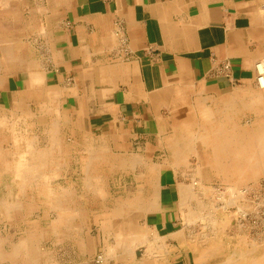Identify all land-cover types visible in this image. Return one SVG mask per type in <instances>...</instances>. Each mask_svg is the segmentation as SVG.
I'll use <instances>...</instances> for the list:
<instances>
[{
    "label": "crops",
    "instance_id": "1",
    "mask_svg": "<svg viewBox=\"0 0 264 264\" xmlns=\"http://www.w3.org/2000/svg\"><path fill=\"white\" fill-rule=\"evenodd\" d=\"M0 44V66H12L0 74L1 92L29 90L35 95L46 90L48 100L70 117L74 128L108 149L88 154L86 179H99L93 173L98 164L134 173L135 180L128 184H122L119 176L120 185L128 187L125 198L109 191L90 210L87 198L80 205L74 217L99 220L95 236L87 222L54 232L63 251L59 264H95L91 259L96 252L104 255L109 250L107 264H145L139 257L150 251L153 255L147 253L146 264H264L262 239L250 232L244 253L226 246L217 257H201L199 250L206 246L186 241L199 232L185 224L181 191L198 184L185 179L187 164L173 166L168 149L170 139L185 134L184 126H203L206 107L213 114L214 109L228 106L224 119L228 126L234 123L231 134L242 133L245 125L255 122L259 137L264 91L256 65L264 58V0H0ZM248 127L246 132L255 129ZM50 138L45 148L61 146L52 134ZM108 153L118 155L119 166L109 164ZM47 169L48 177L57 173ZM260 172L255 188L264 176V169ZM96 186L95 191L103 193ZM123 202L133 204L129 215L122 217L129 224L123 233L128 239L144 233L146 241L132 238L127 258L118 259L114 224L120 221L117 209ZM60 203L53 206L59 225L65 223ZM137 229L143 232L138 234ZM22 243L19 252L26 249V257L32 250L36 258L35 249ZM2 252L0 247V258L5 256Z\"/></svg>",
    "mask_w": 264,
    "mask_h": 264
},
{
    "label": "rangeland",
    "instance_id": "2",
    "mask_svg": "<svg viewBox=\"0 0 264 264\" xmlns=\"http://www.w3.org/2000/svg\"><path fill=\"white\" fill-rule=\"evenodd\" d=\"M1 55L0 51V63L3 62ZM19 56L21 57L22 53H19ZM11 67L0 66V74L6 70H11ZM19 70H22V68L19 67ZM48 99L46 90L38 91L35 95L33 93L31 94L29 90L19 91V93L14 95H6L0 91V116L3 118V121H0V247L3 251L2 253L5 255L4 258H0V264H59V262L63 260V251H59L60 249L58 250V242L55 240L56 234L54 232H63L65 226H67V228H70V226H80L81 224L84 226V223L87 222V228L90 235L92 234L95 236L98 232L99 220L91 218L81 220L78 217H74L78 214L80 205H84L85 198H87L88 209L90 210L94 208L96 206V202L107 195L109 191L115 197L122 195L125 198L129 194L128 187H124L122 184L132 183L135 180V177L132 175L134 174L133 172L122 171L121 169L118 171H110L106 168L107 164H98L94 167L93 173L99 177L97 181L94 180V182H92V180L86 179L87 176L84 171V163L87 160L89 152L95 151L96 149L101 150V148H105L106 151L108 149L102 142H99L94 137L89 136L86 132H82L74 128L70 117L62 113L59 108L55 106L54 102ZM17 102L19 106H14ZM200 126H202V124H200ZM190 128L194 127L189 126V129ZM51 134L61 144L59 147L58 145L53 147V152L56 157L53 161L54 164L51 163L49 166L50 171L53 169L56 170L57 173L55 175L52 174L53 176L51 175L45 179L29 180L21 188L19 180L15 178V165L19 159V154L26 151V146H24L25 139H32L34 144H37L38 142L37 146L39 148H45L47 145L49 146V143L51 142ZM192 155L194 154H189L187 158L188 171L185 175V179H189V181L192 179V183L194 182L198 184V186L195 187L196 190H194V193L199 195V202H202L203 204L205 203L206 207L203 211L208 210L207 206L210 208L214 206L215 208L211 209L214 210L211 213V216L214 215L217 218L219 217V214L220 217H224L225 212V217H228L230 222H234L231 223L230 226L233 227L232 232L235 234H232L231 238L229 237L230 240H228L225 236L226 240L230 243L228 244V249L238 252L241 250L239 246L246 248V244H248L246 243V239L248 238L247 236H250L248 235V232H250L254 238H260L262 239L261 241H264V224H262L264 223V176L256 184L257 187L255 190L251 191L249 188L251 185H245L244 190L246 189L247 193H243L244 198L238 200L240 203L236 202L235 205H239L243 208L246 201L248 206L244 207L245 210L242 209L244 215H242L241 211L237 214V207L233 204L227 207H221L223 203L221 197H224V193H226L224 192L226 189L225 182L217 177H210L203 182V180L200 181L198 177L195 178L189 175L191 171L194 172L193 167L199 163L198 158H196L195 155ZM108 156L110 159L109 164L116 166L117 163H115V159L118 155L108 153ZM120 156L130 158L131 155ZM61 157L62 159L58 160V158ZM129 163L127 162L126 165L133 164L131 162ZM136 163L137 164L135 165H140L139 162ZM120 175H122L121 185L119 179ZM154 177L155 172L152 171L151 179L154 180ZM193 178L196 180L193 181ZM97 184L103 189V193L95 191ZM109 185L111 186L109 187ZM120 186L122 188H120ZM209 187L216 189V192L211 190H206V192L205 189ZM130 188L132 191L135 190V187ZM48 191L52 192V196L48 195ZM54 196L57 198L56 201ZM244 199L246 200L244 201ZM57 201H61L62 203H60V205L65 208L62 212H64L65 218L63 219L66 224H63L62 221L59 225L58 218H54L55 208L53 206L57 203ZM198 201L196 198H191V201L188 203L191 207H195L198 206V204H201ZM15 202L16 204L24 205V208L19 210V205H16ZM185 206L186 210H188V204H185ZM216 207H219V209H216ZM250 211L255 212L251 213ZM202 214L205 215H201V220L198 219V217L195 219L196 222L193 221L185 223L190 227L192 226L196 233L200 232L201 229V232L195 235L196 237L204 238L206 233L208 237H210L213 235L211 234V231H214V229L210 230L213 228V226L210 225L214 224L208 223L209 221L206 219L209 216V213L207 214V212H205ZM249 214L251 217H249ZM234 216L236 217L234 218ZM257 217L258 219H256ZM237 218H239V220ZM247 219L248 221H246ZM255 222L258 225L255 224ZM196 223L200 226L196 225ZM235 223H243L241 232H234L235 227L233 224L236 225ZM218 233L219 232L217 231V234ZM236 234L237 236L242 235L243 237H238V239L236 238ZM243 234L247 235L244 236ZM32 239L33 241H31ZM237 239L240 241V244ZM20 242H23L22 244H27L30 249L33 247L36 251L37 257L35 259L33 258L32 254L34 252L32 250L27 251L26 253L28 255L24 257L26 249L20 250L19 252ZM234 243L237 245L235 244V246H233ZM142 252L143 250L141 253ZM96 253L99 254L100 252L97 251ZM30 257H32V259ZM94 258L92 257L91 259L92 263H95Z\"/></svg>",
    "mask_w": 264,
    "mask_h": 264
},
{
    "label": "bare ground",
    "instance_id": "3",
    "mask_svg": "<svg viewBox=\"0 0 264 264\" xmlns=\"http://www.w3.org/2000/svg\"><path fill=\"white\" fill-rule=\"evenodd\" d=\"M3 74V73H2ZM257 82V81H256ZM256 84V83H255ZM259 84V83H258ZM261 91H264V88H261ZM230 99V98H229ZM224 104H226L224 102ZM230 105V103H227ZM222 105V104H221ZM227 106V105H226ZM247 106V105H246ZM225 107V106H224ZM227 110H229L228 106L227 108H225ZM224 108H216L214 109V112L212 114V110H208L207 107L205 108L204 113V124L203 126H194L192 124H189L190 127H194V128H190L189 126H184V131L185 134H182V136L180 138L177 139H170L169 143H168V149L170 150V159L172 161L173 166H181L184 163L188 164L187 162V158L189 156V154H194L196 156V158H198V165H196L195 167H193V171H191V173L189 174L191 177H198V179H200V181L203 180V182L210 178V177H217L220 180H222L223 182H225L226 184V189L224 190V197H221L222 199V205L221 207H227L229 205H235V203H240L238 202V200H240L241 198L243 199V193H247V190L245 188L247 185V183L252 182L251 187H249L252 190H255L256 188L253 185V182H256L257 178H260L261 169H264V167H261V164H264V123L259 125L262 129L261 133L259 134V137L256 138L255 134L257 129L255 127V122L250 124L251 126L255 127V129L253 128L252 131L246 132V127L250 126V125H245L243 127V132L239 133V134H231L230 130H233L234 127V123L230 124V126H228V122L225 121L224 119V114L228 115L229 112H227V110H225ZM241 109V108H240ZM1 111V110H0ZM17 111V110H16ZM226 111V112H225ZM5 113V112H4ZM28 113V112H27ZM238 113V112H236ZM32 115V114H31ZM4 116V115H3ZM11 116V115H10ZM9 116V118H10ZM6 118V117H5ZM22 118V117H21ZM8 119V118H7ZM18 119V118H17ZM228 119V118H227ZM19 120V119H18ZM0 121H3V118L0 116ZM252 121V120H251ZM17 123V122H16ZM198 124V123H197ZM201 124V123H200ZM11 125V124H10ZM206 125V126H205ZM39 126V125H38ZM229 129H227L228 127ZM232 127V128H231ZM35 128V127H34ZM40 128V127H39ZM245 128V129H244ZM249 128V127H248ZM11 130V129H10ZM194 130V131H193ZM13 132V131H12ZM19 132V131H18ZM181 132V131H179ZM180 134V135H181ZM235 135V136H233ZM18 136V135H17ZM24 137V136H23ZM15 138V137H14ZM24 139V138H23ZM24 141V140H22ZM35 141V140H34ZM15 142V141H14ZM55 142L59 141L55 140ZM26 146V151L22 152L19 154V159L16 162L15 165V178L17 180H19L20 182V187L22 188L29 180H33L36 178H41V179H45L48 177V175L45 173V170H47V167H49V165H51L50 163L53 161V157L55 155H53V150L51 147L47 148H38L36 144H34L33 140L26 138L24 141ZM46 143V142H45ZM23 144V143H22ZM21 144V145H22ZM23 146V145H22ZM52 146V145H51ZM47 147V146H46ZM53 147V146H52ZM59 147V146H58ZM23 150V148H22ZM88 153V152H87ZM91 153V152H89ZM6 154V153H5ZM100 155V154H99ZM192 155V156H194ZM5 156V155H4ZM77 156V155H76ZM56 157V156H55ZM91 157V155L89 156ZM96 159V158H95ZM168 159V158H167ZM138 160V158H137ZM137 160H133V162L135 163ZM169 161V159H168ZM169 163V162H168ZM86 165V163H84ZM119 166V164H117ZM125 165V164H124ZM78 166V165H77ZM184 166V165H183ZM85 167V166H84ZM188 167V166H187ZM172 168V167H171ZM175 168V167H174ZM173 168V169H174ZM192 168V167H191ZM181 171V170H180ZM140 172V171H139ZM55 173V172H54ZM14 174V172H13ZM213 175V176H212ZM96 176V175H95ZM180 176V175H179ZM50 177V176H49ZM62 177V176H61ZM94 177V176H93ZM147 178V177H146ZM195 178H193V180H196ZM91 179V178H90ZM92 180V179H91ZM192 180V179H191ZM64 183V182H63ZM153 183V182H152ZM30 184V183H29ZM221 184V183H220ZM257 184V183H256ZM188 185V184H187ZM203 185V184H201ZM223 185V184H222ZM198 186V185H197ZM219 186V185H218ZM221 187V186H220ZM222 188V187H221ZM52 189V188H51ZM178 189V187H177ZM203 189V188H202ZM223 189V188H222ZM54 190V189H53ZM59 190V189H58ZM103 190V189H102ZM179 190V189H178ZM193 190L196 189H192V185H188V187H185L183 189L184 193H181V195L183 196V198L181 199L182 203L188 204V210L184 211L185 212V217L186 223L189 222H193L195 221V219H200L201 215H205L202 213L207 212L206 215L208 216L206 219L209 221L208 223H212L214 225H210L213 226V228H211L210 230L213 235H209L210 237H208L207 233L205 234L204 238H199L196 236H191L188 239H186V241L189 244H200L205 245L206 247L203 249H200V256L201 257H205L208 258L209 255L212 254V256H219L221 254V252L224 250V247L227 248L226 246H228L229 241L226 240L225 236L227 237L228 240H230L232 234H235L232 232V226H230L231 223L234 222H230L228 217H225L226 214L224 212V217H220V215L218 214L219 217H215L214 215L211 216L212 212L214 210L215 207L212 206L211 208L207 206L208 210L203 211V209H205L206 205L205 203L203 204L202 202H199V195H196V193L193 192ZM215 191L216 189H212V187L206 188L205 191ZM98 191V190H97ZM206 191V192H207ZM99 193H101V191H98ZM196 192V191H195ZM205 192V193H206ZM179 193V192H177ZM199 193V191H198ZM202 193V192H201ZM200 193V194H201ZM220 194V193H219ZM264 194V193H263ZM150 195V193H149ZM222 195V193H221ZM148 196V195H147ZM153 196V195H152ZM178 196H180V194H178ZM195 196V197H194ZM151 197V196H149ZM181 197V196H180ZM179 197V198H180ZM258 197V195H257ZM264 197V196H263ZM191 198H196L197 201L201 204H198V206L195 207H191L189 205V201H191ZM249 198V197H248ZM220 199V200H221ZM247 199V198H246ZM244 199V201L246 200ZM250 199V198H249ZM179 200V199H178ZM193 200V199H192ZM254 200V199H253ZM256 200V199H255ZM10 201V200H9ZM249 201V200H248ZM257 201V200H256ZM12 202V201H10ZM195 203V202H194ZM212 203V202H211ZM217 203V202H216ZM242 203V202H241ZM16 204V202H15ZM14 204V205H15ZM179 204V203H178ZM191 204V203H190ZM221 204V203H220ZM218 204V205H220ZM264 204V203H263ZM19 205V204H16ZM180 205V204H179ZM193 205V202H192ZM197 205V204H196ZM203 205V206H202ZM212 205V204H211ZM214 205V204H213ZM23 206V205H21ZM111 206V205H110ZM133 206V204L128 203L125 204L123 202V204L119 205L118 209H117V214L120 218V221L114 224L115 228L118 230V240L116 243V247L118 248V252L115 253L114 255H116L115 257L118 259H123V258H127L128 256V251L131 250V248H129V240H131L132 238L135 240V238L137 239V241L143 243L144 241H146V236L143 234H139L143 231H140V229L137 233L139 234V239L138 236L137 237H131L128 239V235L125 236V234L123 233L125 230V225L128 224L127 220H123L122 217L123 215H129L128 214V209H130ZM187 206V205H186ZM184 206V207H186ZM236 206V205H235ZM248 206V204H244V207ZM255 206V205H254ZM253 206V207H254ZM259 206V205H258ZM2 207V205H1ZM15 207V206H14ZM63 207V206H62ZM233 207V206H232ZM237 214L238 212H242V215H244L243 208H241V206L237 205ZM235 207V208H236ZM182 208V207H181ZM230 208V207H229ZM256 208V207H254ZM216 209H219V207ZM250 209V208H249ZM63 210V209H62ZM225 210V209H224ZM248 210V209H247ZM260 210V208H259ZM4 211V210H3ZM49 211V210H48ZM135 212H138V208H136V210H134ZM216 211V210H215ZM257 211V210H256ZM40 212V211H39ZM223 212V211H221ZM219 212V213H221ZM251 212V211H250ZM255 212V211H254ZM253 211L251 213H254ZM50 213V212H49ZM182 213V212H181ZM217 213V212H215ZM231 213V212H230ZM234 213V212H233ZM259 213V212H258ZM229 214V213H228ZM236 214V213H235ZM241 214V213H240ZM239 214V215H240ZM246 214V213H245ZM45 215V214H44ZM223 216V214H222ZM238 216V215H237ZM236 216H234L235 218ZM249 217H251V215L249 214ZM253 217V216H252ZM256 217V216H255ZM216 218V220H215ZM240 218V217H239ZM239 218H237L239 220ZM244 218V217H243ZM119 219V218H118ZM258 219V217L256 218ZM261 219V218H260ZM264 219V218H263ZM201 220V219H200ZM231 220V219H230ZM250 220V219H249ZM118 221V220H117ZM213 221V222H212ZM232 221V220H231ZM248 221V219L246 220ZM257 221V220H256ZM196 222V221H195ZM194 222V224H195ZM200 222V221H198ZM236 222V221H235ZM245 222V221H244ZM252 222V221H251ZM185 223V224H186ZM246 223V222H245ZM260 223V222H259ZM102 224V223H101ZM105 224V223H104ZM131 224V223H130ZM184 224V225H185ZM236 224V223H235ZM243 224V223H242ZM241 223L240 224H236L233 226L235 227L234 232H241V229L243 227ZM255 224H257L255 222ZM264 224V223H262ZM129 225V224H128ZM128 225L126 227H128ZM196 225H198L196 223ZM205 225V224H204ZM203 225V226H204ZM247 225V224H246ZM245 225V226H246ZM258 225V224H257ZM200 226V225H198ZM209 226V227H210ZM132 227V224L131 226ZM187 227V226H186ZM190 227V226H189ZM192 227V226H191ZM194 227V226H193ZM202 227V226H201ZM248 227V226H247ZM253 227V226H252ZM257 227V226H256ZM140 228V227H139ZM142 228V227H141ZM258 228V227H257ZM263 228V227H262ZM97 229V228H96ZM130 229V228H129ZM186 229V228H185ZM209 229V228H208ZM218 229V230H217ZM251 229V228H250ZM188 230V229H187ZM192 230V229H190ZM203 230V229H202ZM219 232L217 234V231ZM261 230V229H259ZM255 231V230H254ZM262 231V230H261ZM201 232V229H200ZM199 232V233H200ZM207 232V231H206ZM157 233V232H156ZM204 233V232H203ZM243 233V231H242ZM249 233V232H248ZM247 233V234H248ZM260 233V232H259ZM262 233V232H261ZM187 234V233H185ZM196 234V233H195ZM194 234V235H195ZM202 234V233H201ZM241 234V233H240ZM238 234V235H240ZM246 234V235H247ZM109 235V234H108ZM135 235V234H132ZM244 235V234H243ZM244 235V236H246ZM181 236V235H180ZM201 236V235H200ZM224 236V237H223ZM237 236V234H236ZM261 236V235H260ZM222 237V238H221ZM230 237V238H229ZM234 237V236H233ZM241 238L243 237L241 236H237L236 238ZM248 237V236H247ZM32 238V237H30ZM156 238V237H155ZM238 238V239H239ZM246 238V237H245ZM250 238V236H249ZM237 239V240H238ZM242 240V239H241ZM255 240V239H254ZM32 241V240H31ZM132 241V240H131ZM244 241V240H243ZM134 242V241H132ZM232 242V241H231ZM245 242V241H244ZM261 242V244H263L264 246V241H259ZM259 242H256L257 244H260ZM29 243V242H28ZM31 243V242H30ZM136 243V241H135ZM138 243V242H137ZM136 243V244H137ZM145 243V242H144ZM238 243L240 244V241L238 240ZM140 244V243H139ZM147 244V243H146ZM150 244V242H149ZM236 243H234L233 246H235ZM242 244V241H241ZM256 244V245H257ZM131 245V244H130ZM135 245V244H134ZM133 245V246H134ZM237 245V244H236ZM247 245V244H246ZM132 246V247H133ZM150 246V245H149ZM231 246V245H230ZM239 246V245H238ZM254 247V245H252ZM259 246V245H258ZM258 246L254 247V248H258ZM112 247V246H111ZM211 247L213 248V252L211 251ZM241 253L245 252V247H241ZM238 247V248H239ZM116 248V249H117ZM162 248V247H161ZM235 248V247H234ZM129 249V250H128ZM182 249V248H181ZM210 249V250H209ZM236 249V248H235ZM59 250V249H58ZM115 250V249H114ZM228 250V249H227ZM238 250V249H237ZM240 250V249H239ZM254 249H251V252ZM257 250V249H256ZM150 251V249H149ZM226 251V250H224ZM144 253H146L145 251H143ZM142 252V253H143ZM143 253V254H144ZM148 253V252H147ZM146 253V256H147ZM150 254L152 253L151 251L149 252ZM148 253V254H149ZM1 254V253H0ZM13 254V253H12ZM100 254V253H99ZM131 254V252H130ZM247 254V253H246ZM246 254H243L244 256ZM255 254V252H254ZM257 254V253H256ZM3 255V254H2ZM98 255V254H97ZM96 255V256H97ZM112 253L109 250L107 253H104V255L102 254L100 258H102V261H104V264L106 263L105 259L108 257H111ZM153 255V254H151ZM159 255V254H158ZM157 255V256H158ZM230 255H232L230 253ZM251 255V254H250ZM259 255V254H258ZM142 256V255H139ZM144 256V255H143ZM142 256V257H143ZM145 256V257H146ZM141 258V262H145V264L148 262L147 261V257L145 258ZM155 257V256H154ZM232 257V256H231ZM236 257V256H235ZM32 259V257H30ZM76 258V257H75ZM134 258V257H133ZM132 258V260H133ZM244 258L241 256V259ZM247 258V255H246ZM252 258H256V257H252ZM35 259V258H34ZM137 259V258H136ZM227 259V258H226ZM88 260V259H87ZM139 260V259H138ZM240 260V259H239ZM236 258V261H239ZM234 261V260H233ZM66 262V261H65ZM138 262V261H137ZM143 262V263H144ZM156 262V261H155ZM242 262V261H241ZM240 262V264H241ZM245 261H243L242 264H244ZM101 264V263H100ZM107 264V263H106ZM132 264V263H131ZM138 264V263H137ZM226 264V263H225ZM236 264V263H235ZM239 264V263H238ZM257 264V263H256Z\"/></svg>",
    "mask_w": 264,
    "mask_h": 264
},
{
    "label": "built area",
    "instance_id": "4",
    "mask_svg": "<svg viewBox=\"0 0 264 264\" xmlns=\"http://www.w3.org/2000/svg\"><path fill=\"white\" fill-rule=\"evenodd\" d=\"M256 70H257V81L259 83V86L261 88H264V58L256 65ZM102 254H98L97 256H95L94 258V262L96 264L102 263V258L101 257Z\"/></svg>",
    "mask_w": 264,
    "mask_h": 264
}]
</instances>
